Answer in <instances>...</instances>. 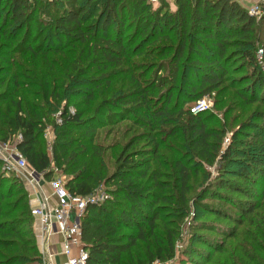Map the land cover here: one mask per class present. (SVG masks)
I'll list each match as a JSON object with an SVG mask.
<instances>
[{"label": "trees", "instance_id": "1", "mask_svg": "<svg viewBox=\"0 0 264 264\" xmlns=\"http://www.w3.org/2000/svg\"><path fill=\"white\" fill-rule=\"evenodd\" d=\"M162 1L153 11L147 0H103L102 8L101 0H0V91L6 87L0 92V141L19 133L16 146L29 165L46 180L53 178V168L69 175L66 186L74 194L86 197L106 187L109 199L89 204L82 217L87 264L172 263L177 234L172 225L182 227L192 204L226 215L205 202L226 198L212 184L202 189L200 202L193 200L200 174L210 177L205 165H218L216 185L225 191L247 194L223 176L227 166H237L252 187L263 181L264 161L251 156L253 171L242 165L247 154L234 146L239 130L225 146L227 127H210L214 116L191 111L199 99L221 95L231 71L243 70L242 64L230 71L225 63L228 48L237 44L241 48L233 56L252 72L232 78L231 86H243L237 93L249 103L257 99L255 89L264 87L257 59L261 24L237 0H176V11ZM177 28L176 41L171 34ZM53 54L62 57L59 69L49 62ZM141 57L149 58L151 77L149 66L135 61ZM122 76L125 89H112ZM99 88L111 95L88 118L87 105ZM124 122L130 124L123 127ZM48 124L55 132L49 146L41 140ZM103 127L109 128L100 134ZM76 132L82 137L73 136ZM12 175L0 170V264H44L30 192ZM255 194L239 203L244 216L261 207L264 190ZM223 246L215 251L224 252Z\"/></svg>", "mask_w": 264, "mask_h": 264}, {"label": "rangeland", "instance_id": "2", "mask_svg": "<svg viewBox=\"0 0 264 264\" xmlns=\"http://www.w3.org/2000/svg\"><path fill=\"white\" fill-rule=\"evenodd\" d=\"M52 1V0H51ZM102 3L99 4V6H103V0H101ZM166 3L168 2L170 6V11H176L174 10V5L176 4V0H164ZM239 3H241L243 6H254L259 0H237ZM86 2V1H85ZM163 2V1H162ZM85 4V3H81ZM98 4V3H97ZM96 4V5H97ZM162 4L159 5H153L152 10L156 11ZM100 8V9H101ZM53 13L55 15L59 14L60 8H57L56 6L52 5ZM165 9L163 10V12ZM93 9L88 8V13H92ZM264 14L257 15V19L261 26L259 27V35L261 40V43L257 44V59H258V53L261 49L260 47L264 44ZM171 36L174 37V39L177 41L179 38L178 28L174 30V32L171 34ZM207 47H210L208 41L200 36ZM164 44H167V42H164ZM241 47L237 45L231 46L228 48V54H230L231 58L226 63V66L229 68L228 70L231 71L234 66H239V68L243 65L244 68H242V71H239L237 73H233L232 71L227 75L228 80H226L222 88L224 92L219 95L216 92L212 94L210 98V101L208 105L210 106L207 110V115L209 117L214 116L213 121L209 124L210 127L215 128H224L227 127L228 133L225 136V146L230 143L231 137L233 136V133L236 130L240 131V134L238 136V140L236 141L235 147L238 146L242 151H244V154L246 152V156L243 157L242 165L248 167V169L253 171V168L256 167L255 163H253V160L251 156L255 157V159H259L264 161V100H261L262 96L264 95V87H257L255 89L257 94V99L254 100V102L249 103L248 97L243 98L241 95H239L237 92L238 90L243 89V86H237L232 87V78L244 76L246 74H249L252 72L250 65L245 64L242 59H240L239 55L233 56L234 51L239 50ZM161 58L158 57L157 61H160ZM136 62H139L143 64V66H149L145 67L147 71H150V74L147 75L148 77H151L153 75L154 69L150 68L149 64V58L146 59L144 57L135 59ZM259 61V59H258ZM44 65L43 61H39ZM50 63L54 65L56 69H59V66L63 62L62 57L59 55H51L50 56ZM264 51L262 54V63L259 61L260 64H263L264 69ZM44 67V66H43ZM48 67V66H47ZM45 67L46 69H48ZM144 69V70H145ZM237 70V69H236ZM240 70V69H238ZM237 70V71H238ZM125 76L120 77V79L117 81L116 85L112 86V89L116 87V90H119V88L122 87L121 81ZM251 85V83H249ZM125 89L124 87H122ZM6 87L2 89L0 92H5ZM249 97L252 95V92H248ZM254 94V93H253ZM110 92L108 90H104L103 88H99L96 90V96L95 99L92 100L88 105V111L86 113V117L90 118L92 116H95V109L100 104L101 100L105 97L109 98ZM177 96V95H175ZM31 98L30 96L28 97ZM176 98V97H175ZM218 102V103H217ZM37 103H40L39 100H37ZM194 106V105H193ZM62 110V107H61ZM71 111H76L75 103L71 105ZM202 111V112H204ZM47 113H50L49 110ZM201 113V112H200ZM56 113H53L55 115ZM107 118L110 119L111 116L107 115ZM130 124L129 122H124L122 124L123 127H126V125ZM109 127H103L99 128L100 134H102L105 130H107ZM256 134H258V139H256ZM73 136L81 138L82 132H76L73 134ZM103 137V136H102ZM20 139L19 133L12 136V139L7 142H1L0 141V147H3L4 151H0V161H2L0 170L5 174L6 172L3 170V163H4V153H10L12 150L15 149L17 141ZM83 139V140H87ZM41 140L45 143V145H52L55 140V132L54 129L48 124V127L45 131L41 134ZM242 143V144H241ZM255 143V144H254ZM5 148V149H4ZM162 152L166 155H169L165 151V149H162ZM249 153H252L251 155ZM170 159V158H169ZM206 171L210 173V177L207 179H204V173L202 172L201 175V181L205 180V184L201 186V181L194 183L195 192L193 193V200L195 202H200L199 194L201 193L202 189L207 185L210 186L212 189L220 190L218 192H221L224 196H226L225 199H210L206 200L205 202H208L221 210L225 212V216H221L218 214H214L213 212L207 211V210H201L199 211L198 208H196L197 203L194 205H191L190 213L185 218L184 223L182 227L178 228L175 223V219L172 217L170 213H164L163 216L167 218V220H171V222L175 223L173 224L172 228L176 234V257L173 259L172 263H163V264H264V199L262 201L261 207L254 210L252 213L248 214L247 216H244L241 212L240 208L238 207L240 202L246 203L248 202L249 198L248 195L255 191V195L261 196L263 193L264 188L262 187V183L264 182V176L263 181L260 182V185L250 186L247 182L243 181V179L238 175L237 166H227L225 167L227 170H229L228 173H222L223 176H226L227 178L231 179L234 183L242 187L247 194H242L238 192H231V191H225L223 189H219V187L216 185V176L220 173L218 165L210 166L205 165L204 166ZM110 170L113 169V167H109ZM109 170L105 171L108 172ZM58 174L62 175V177L67 181L69 178V175L64 174L63 172H59ZM15 175V174H14ZM6 176L12 177V174L6 173ZM16 176V175H15ZM43 176V175H42ZM252 178H255L256 175L254 172L251 174ZM56 177V175H55ZM262 178V177H261ZM257 180L260 181L261 179L257 177ZM50 181L46 180L43 176L42 181L40 183H45ZM27 187V186H26ZM29 186L27 187V189ZM36 190V188H31ZM255 200L259 198H253ZM198 214V217H197ZM197 217V218H196ZM207 227V229H204L202 226ZM175 225V226H174ZM210 228V229H208ZM229 234H234V236H226ZM206 242V243H203ZM220 245H224V252H218L215 251V248H218ZM160 264V263H157Z\"/></svg>", "mask_w": 264, "mask_h": 264}, {"label": "built area", "instance_id": "3", "mask_svg": "<svg viewBox=\"0 0 264 264\" xmlns=\"http://www.w3.org/2000/svg\"><path fill=\"white\" fill-rule=\"evenodd\" d=\"M147 1L152 6L159 5L162 2V0ZM248 12L254 16L264 14V0H259L254 6L248 8ZM262 54L263 49L258 53V59L261 63ZM209 102L211 101L208 96L201 98L192 107L191 111L198 114L207 110L210 107ZM0 151H4L2 146ZM3 170L6 173L17 175L25 184L36 189L40 187V181L44 176L43 173L36 172L29 165L17 146L9 154L4 153ZM53 170L54 176L50 180V187L56 203H50L49 198L45 196L38 205L32 206V213L35 218L40 220L44 234L49 236L58 232L64 236L63 249L68 258V264H87L88 252L82 242V217L89 204H102L109 199L110 194L105 186H101L93 194L86 197L74 194L66 186V180L58 174L60 171L57 168H53ZM47 253L45 249L42 250L43 263L53 264Z\"/></svg>", "mask_w": 264, "mask_h": 264}, {"label": "crops", "instance_id": "4", "mask_svg": "<svg viewBox=\"0 0 264 264\" xmlns=\"http://www.w3.org/2000/svg\"><path fill=\"white\" fill-rule=\"evenodd\" d=\"M245 8H250L249 6H244ZM177 9L176 4L174 5V10ZM48 181V180H47ZM50 181V180H49ZM27 185V184H26ZM28 187V185H27ZM29 186L28 190L30 192V202L31 206H36L43 201L46 197L49 198V202L52 204L56 203V199L53 195V191L49 185V182L42 183L40 187L34 191ZM33 229L37 237L39 248L42 250H46L47 256L52 260L53 264H68V258L64 254V236L61 233H53L52 235L47 236L43 232L42 224L38 218H35V222L33 224Z\"/></svg>", "mask_w": 264, "mask_h": 264}]
</instances>
